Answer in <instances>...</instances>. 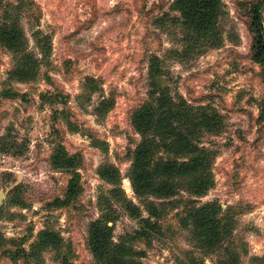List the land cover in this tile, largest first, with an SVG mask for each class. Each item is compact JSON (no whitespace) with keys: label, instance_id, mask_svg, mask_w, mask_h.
Here are the masks:
<instances>
[{"label":"rangeland","instance_id":"1","mask_svg":"<svg viewBox=\"0 0 264 264\" xmlns=\"http://www.w3.org/2000/svg\"><path fill=\"white\" fill-rule=\"evenodd\" d=\"M256 1L221 0L212 28L194 36L176 0H0V31L17 26L25 49L40 60L33 78H15L19 58L0 32V264H61L66 255L72 264H101L89 229L103 214L111 216V250L124 263L264 264V67L252 57ZM158 83L221 118L219 129L194 136L198 152L183 157L160 149L153 158L158 166L207 156L213 179L201 198L190 195L186 180L170 198L134 189L141 136L132 120L156 101ZM59 150L75 157L80 178L68 203L74 173L54 164ZM109 166L118 170L114 183L101 174ZM189 199L222 209L221 240L212 248L185 222ZM46 230L62 239L63 251L43 245Z\"/></svg>","mask_w":264,"mask_h":264},{"label":"trees","instance_id":"2","mask_svg":"<svg viewBox=\"0 0 264 264\" xmlns=\"http://www.w3.org/2000/svg\"><path fill=\"white\" fill-rule=\"evenodd\" d=\"M221 3V0H176L175 8L181 14L184 27L190 31V34L196 36L212 28L220 12ZM251 8V28L254 34L252 57L257 64L264 67V0H257ZM0 32L1 41L10 47L19 58L13 76L24 81L33 78L40 65V60L25 49L26 40L18 27L4 26ZM42 44L47 48L44 43ZM155 88H160V92H152V97L156 101L139 109L132 120L136 131L141 136V143L135 152L131 168L134 189L136 186L137 190L146 189L145 192L148 194L156 193L170 198L178 193L180 184L186 180V187L190 188L187 191L190 195L201 198L207 194L211 185L210 180L213 179L209 173L210 165L206 163L208 162L207 156L206 162L191 157L185 162L170 160L161 162L158 166L153 164V158L160 149H166L165 151L183 157L198 152V147L192 145V142L196 140L194 136L205 130L219 129L221 118L215 111H209V113L203 108L192 107L184 98L179 99V96L172 95L165 87L162 89L159 83L155 85ZM108 108V110L112 108L111 103ZM175 140L177 143L173 147L170 144ZM53 159L56 166L74 173V177L69 182L67 198L63 201L64 203L71 202L79 192L80 178L74 172L76 159L69 157L63 150H59ZM150 167L153 170H150ZM117 173V169L109 166L101 174L110 183H114V180L119 179ZM158 177L162 179L160 182H158ZM117 193L118 191L112 192V197L105 199L106 206L109 207V203L111 204L112 198L116 197ZM197 202L199 203L192 199L187 201L185 222L193 226L194 235L200 242L207 245L204 247L210 248L214 246V241L218 244L221 240L219 232L224 223L219 216L222 209L217 203L199 205ZM110 220L111 216L103 214L100 220L90 225L91 249L101 264H130L129 262L124 263L117 251H115L116 255L111 250L109 239L106 237L110 234V227L107 225ZM40 237L43 245H52L55 249H60V252L63 251L62 239L57 234L46 230L41 232ZM17 259L18 255L13 258L15 261ZM61 264H72L68 255L64 256Z\"/></svg>","mask_w":264,"mask_h":264},{"label":"water","instance_id":"3","mask_svg":"<svg viewBox=\"0 0 264 264\" xmlns=\"http://www.w3.org/2000/svg\"><path fill=\"white\" fill-rule=\"evenodd\" d=\"M0 198H1V194H0Z\"/></svg>","mask_w":264,"mask_h":264}]
</instances>
